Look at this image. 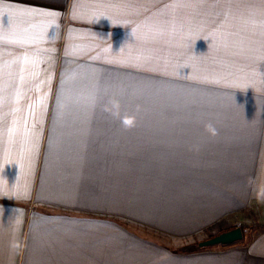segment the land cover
Instances as JSON below:
<instances>
[{"label":"rangeland","instance_id":"1","mask_svg":"<svg viewBox=\"0 0 264 264\" xmlns=\"http://www.w3.org/2000/svg\"><path fill=\"white\" fill-rule=\"evenodd\" d=\"M1 47L34 56L40 73L26 74L58 96L78 92L103 118V173L120 175L121 198L105 221L119 226L121 264L253 253L264 230V0H0ZM236 226L240 241L185 249Z\"/></svg>","mask_w":264,"mask_h":264},{"label":"crops","instance_id":"2","mask_svg":"<svg viewBox=\"0 0 264 264\" xmlns=\"http://www.w3.org/2000/svg\"><path fill=\"white\" fill-rule=\"evenodd\" d=\"M40 69L0 48V264H121L119 226L105 221L121 198L120 175L103 173V118L25 73ZM252 242L234 260L264 264V230Z\"/></svg>","mask_w":264,"mask_h":264},{"label":"water","instance_id":"3","mask_svg":"<svg viewBox=\"0 0 264 264\" xmlns=\"http://www.w3.org/2000/svg\"><path fill=\"white\" fill-rule=\"evenodd\" d=\"M246 231L247 229L241 226H236L227 230H223L208 238L197 241L195 247L201 248L213 245H229L242 240Z\"/></svg>","mask_w":264,"mask_h":264},{"label":"clouds","instance_id":"4","mask_svg":"<svg viewBox=\"0 0 264 264\" xmlns=\"http://www.w3.org/2000/svg\"><path fill=\"white\" fill-rule=\"evenodd\" d=\"M133 34V29H131V35ZM122 123L125 127H130L131 126V123H132V120L130 117H123L122 118Z\"/></svg>","mask_w":264,"mask_h":264},{"label":"trees","instance_id":"5","mask_svg":"<svg viewBox=\"0 0 264 264\" xmlns=\"http://www.w3.org/2000/svg\"><path fill=\"white\" fill-rule=\"evenodd\" d=\"M195 244H196V242L193 243V244H189V245H187V246L185 247V249H186V250H195V249H198L197 247H195Z\"/></svg>","mask_w":264,"mask_h":264}]
</instances>
